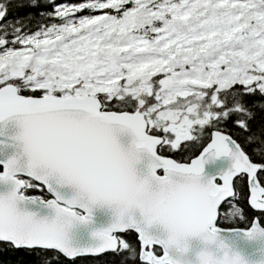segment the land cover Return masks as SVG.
<instances>
[{
	"label": "snow or ice",
	"instance_id": "snow-or-ice-1",
	"mask_svg": "<svg viewBox=\"0 0 264 264\" xmlns=\"http://www.w3.org/2000/svg\"><path fill=\"white\" fill-rule=\"evenodd\" d=\"M0 264H264V0H0Z\"/></svg>",
	"mask_w": 264,
	"mask_h": 264
}]
</instances>
